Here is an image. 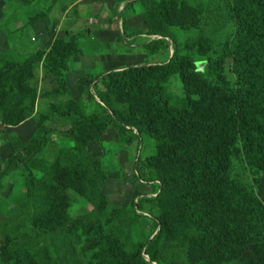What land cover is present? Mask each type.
Returning <instances> with one entry per match:
<instances>
[{
	"label": "rangeland",
	"instance_id": "374dc122",
	"mask_svg": "<svg viewBox=\"0 0 264 264\" xmlns=\"http://www.w3.org/2000/svg\"><path fill=\"white\" fill-rule=\"evenodd\" d=\"M137 1L33 0L27 6L0 0V77L14 64L19 65L24 87L19 94L22 101L9 94L0 103V171L13 153L27 155L41 129L72 131L74 138L54 134L44 158L53 162L56 154L67 150L75 156L88 153L98 160L105 195L102 240L111 249L127 248L131 253L140 247L146 250L162 229L167 243L186 237L188 227L174 192L155 204L147 202L157 200L162 186L188 187L191 174L176 162L177 145L183 144L176 143L192 145L196 138L195 129H189L191 122L182 120L175 127L153 122V99L166 93L198 103L214 94L238 104L239 94L247 89L238 80L232 53L239 31L236 0L163 2L167 37L149 35L144 9L133 3ZM158 40H164L168 49H149V44ZM177 46L183 66L179 77L146 89L140 98L118 96L102 87V77L113 71L170 64ZM242 98L246 101L247 93ZM114 110L125 116L129 127H147L152 120L147 128L150 136L145 135L142 142L132 136L129 144L130 133L104 119H97L93 126L76 127L84 117L96 119ZM245 142L240 135L227 139L226 156L232 158L233 167L217 182V188L228 203L223 223L247 243H255L246 245L245 250L246 257H253L256 247L264 248V171L244 160ZM57 159L62 162L56 163L64 162V157ZM73 166L68 164L66 171ZM33 189L24 168L3 180L0 264H12L8 253L15 233L38 231L33 218ZM63 192L64 196L57 191L54 200L56 206H64L66 215L80 218L92 210L87 207L84 189L76 182ZM156 223L159 227L153 232ZM97 233L80 231L77 250L82 259H100V248L89 249ZM195 259L200 261L202 256ZM146 260L152 264L149 257Z\"/></svg>",
	"mask_w": 264,
	"mask_h": 264
},
{
	"label": "trees",
	"instance_id": "16d2710c",
	"mask_svg": "<svg viewBox=\"0 0 264 264\" xmlns=\"http://www.w3.org/2000/svg\"><path fill=\"white\" fill-rule=\"evenodd\" d=\"M5 1L22 5L28 3L29 6L33 0ZM166 1L170 0L133 2L143 7L144 20L152 37L169 36L168 29L164 28L167 18L163 2ZM177 1L183 3L188 0ZM236 10L239 31L232 43L234 69L238 80L247 88L239 94L238 104L231 103L229 99L218 98L214 94L193 103L166 93H159L152 103L153 122L165 125L171 123L175 127L185 120L192 123L190 130L195 129L196 138L192 145L189 142L176 143L183 144L177 145L179 151L176 162L191 174L188 187L162 186V193L157 200H147L155 204L168 198L171 191L174 192L180 198L181 209L188 222L186 237L164 243L162 229L150 241L146 250L145 247H140L135 253H131L127 248L111 249L109 243L102 240L104 233L101 217L105 209V195L98 160H94L93 155L88 153L75 156L67 150H61L53 162L48 163L44 154L52 145L53 135L59 133L74 138V134L72 131L57 132L44 128L35 136L26 156L13 153L0 171V191L3 180L20 168L29 172L34 184L32 209L38 231L13 235L8 253L12 264H99L97 262L102 260L100 264H148L146 257H149L152 264H264V248L258 246L253 257H246V245L255 243H247L246 239L232 233L223 223L228 203L217 188V182L222 176L228 175L233 167L232 158L226 156L225 144L228 138H237L238 135L245 137L244 160L264 171V0H236ZM148 47L154 52H160L167 50L169 46L164 40H158ZM180 53L177 46V52L168 65L130 67L106 74L101 79L102 87L118 96L140 98L146 89L158 87L163 80H171L182 74ZM23 88L20 66L14 64L0 77V103L9 94L22 101L23 95L19 97V94ZM246 93L245 101L242 97ZM100 98L106 103L104 95ZM97 119L115 123L118 129L130 133L129 144L133 142L132 136L138 137L140 142L145 135L150 136L147 128L153 124L150 120L147 127H129L125 116L114 110L96 119L84 117L76 122V127L93 126ZM168 144L166 139L165 146ZM57 157H64V162L56 163L62 162ZM71 162L75 166L66 171ZM75 182L84 189L88 209L89 206L92 207V210L89 209L80 218L66 215L64 206H56L54 200L57 191L64 196L63 189ZM158 227L156 223L153 232ZM81 230L87 233L98 232L89 248L101 249L97 262L81 258L77 250ZM196 255H201L202 260L197 261Z\"/></svg>",
	"mask_w": 264,
	"mask_h": 264
}]
</instances>
